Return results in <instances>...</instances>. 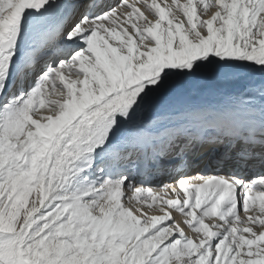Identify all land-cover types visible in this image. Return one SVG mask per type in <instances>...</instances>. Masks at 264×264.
Wrapping results in <instances>:
<instances>
[{"label": "snow or ice", "instance_id": "snow-or-ice-1", "mask_svg": "<svg viewBox=\"0 0 264 264\" xmlns=\"http://www.w3.org/2000/svg\"><path fill=\"white\" fill-rule=\"evenodd\" d=\"M173 4L0 0V264H264V0Z\"/></svg>", "mask_w": 264, "mask_h": 264}, {"label": "rangeland", "instance_id": "rangeland-1", "mask_svg": "<svg viewBox=\"0 0 264 264\" xmlns=\"http://www.w3.org/2000/svg\"><path fill=\"white\" fill-rule=\"evenodd\" d=\"M181 3H184V0L183 1L181 0ZM172 8H173V14L175 17H178L180 19H184L181 9L177 8L175 5L172 6ZM145 42H147V41H145Z\"/></svg>", "mask_w": 264, "mask_h": 264}, {"label": "bare ground", "instance_id": "bare-ground-1", "mask_svg": "<svg viewBox=\"0 0 264 264\" xmlns=\"http://www.w3.org/2000/svg\"><path fill=\"white\" fill-rule=\"evenodd\" d=\"M182 1H183V0H182ZM133 2H137V0H135V1H133ZM161 2H163V4H162ZM184 2H186V0H184ZM159 3H160L161 5H165V0H159ZM167 3H170L169 0H167ZM184 19H186V18L184 17Z\"/></svg>", "mask_w": 264, "mask_h": 264}]
</instances>
